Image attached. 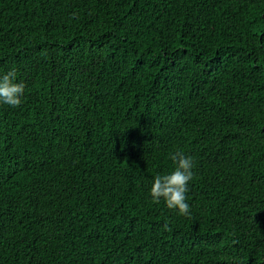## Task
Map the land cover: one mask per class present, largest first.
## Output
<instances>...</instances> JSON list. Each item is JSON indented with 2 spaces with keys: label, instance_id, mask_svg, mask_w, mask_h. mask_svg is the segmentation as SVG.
<instances>
[{
  "label": "trees",
  "instance_id": "trees-1",
  "mask_svg": "<svg viewBox=\"0 0 264 264\" xmlns=\"http://www.w3.org/2000/svg\"><path fill=\"white\" fill-rule=\"evenodd\" d=\"M10 69L0 264H264V0H0Z\"/></svg>",
  "mask_w": 264,
  "mask_h": 264
},
{
  "label": "clouds",
  "instance_id": "clouds-1",
  "mask_svg": "<svg viewBox=\"0 0 264 264\" xmlns=\"http://www.w3.org/2000/svg\"><path fill=\"white\" fill-rule=\"evenodd\" d=\"M24 87L22 82H18L15 69L0 73V105L18 107L24 95ZM171 159L175 165L173 170L153 177L149 196L153 202H162L167 209L175 210L179 215H189L190 204L186 194L194 176V160L179 151L173 153Z\"/></svg>",
  "mask_w": 264,
  "mask_h": 264
}]
</instances>
